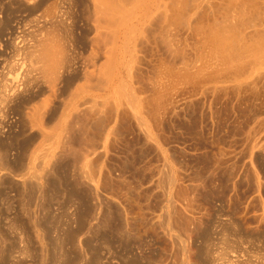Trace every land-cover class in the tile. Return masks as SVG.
<instances>
[{"label":"rangeland","instance_id":"rangeland-1","mask_svg":"<svg viewBox=\"0 0 264 264\" xmlns=\"http://www.w3.org/2000/svg\"><path fill=\"white\" fill-rule=\"evenodd\" d=\"M95 1L0 0V264H264V0Z\"/></svg>","mask_w":264,"mask_h":264},{"label":"bare ground","instance_id":"bare-ground-1","mask_svg":"<svg viewBox=\"0 0 264 264\" xmlns=\"http://www.w3.org/2000/svg\"><path fill=\"white\" fill-rule=\"evenodd\" d=\"M93 1V0H92ZM97 1V0H96ZM95 1V2H96ZM140 4V6L139 7H141L142 8V5L144 4V2L145 1H148V0H135L134 1V3H137V2ZM155 1V0H154ZM154 1H152V2H154ZM100 2V3H99ZM151 1H150V3H152ZM100 4V5H102L101 4V1L100 0H98L95 4ZM103 3V2H102ZM133 3V4H134ZM143 3V4H142ZM148 3V2H147ZM94 3L92 4L93 6H95V7H97L96 5H95ZM142 4V5H141ZM99 5V6H100ZM146 5V4H145ZM144 5V6H145ZM148 5V4H147ZM134 6H136V4H134ZM134 6H132L131 7V9L134 7ZM137 6H138V4H137ZM137 6H136V8L134 9H130L129 11H135V10H137ZM148 6H150V5H148ZM151 7V6H150ZM141 8H140V10H137V12L136 13H138V11H140V13H142L141 12ZM146 7H144V9H145ZM145 10H147V8L145 9ZM143 12H146V11H143ZM148 12V11H147ZM131 13H133V12H131ZM139 13V14H140ZM149 13V12H148ZM130 14V13H129ZM129 14L127 13V16H128V18L129 17H131V16H129ZM139 14H137V15H139ZM151 14H152V12H151ZM130 15H132V14H130ZM35 16V15H34ZM126 16V17H127ZM140 17H143L144 18V16L143 15H139ZM147 16V15H146ZM150 16V15H149ZM37 17V16H36ZM36 17H35V19H36ZM133 17V16H132ZM148 17V16H147ZM127 18V19H128ZM142 18V19H143ZM146 18V17H145ZM54 19V18H53ZM129 19H131V18H129ZM134 19V18H133ZM149 19V18H148ZM35 21V20H34ZM136 21H138V20H136ZM146 21V20H145ZM129 22H131V21H129ZM134 23V22H133ZM139 23V22H138ZM142 24H143V22H141ZM122 24H124V23H122ZM121 24V25H122ZM40 25V24H39ZM126 26V25H125ZM130 26V25H129ZM122 27H123V25H122ZM126 27H128V26H126ZM132 27V26H131ZM134 27V26H133ZM132 27V28H133ZM138 27V26H137ZM142 27V26H141ZM135 28V27H134ZM124 29V28H123ZM51 30V29H50ZM54 30V29H53ZM52 30V31H53ZM126 30V29H125ZM124 30V31H125ZM129 30V29H128ZM135 30V29H134ZM48 31H49V29H48ZM127 31V30H126ZM46 31H44L43 32V29H42V31H40L39 30V33H36L37 35H34V37H32V38H29L30 40L27 42L26 40H24V42H27L26 44H28V46H26V45H24V43H23V45H24V47H28L27 49H29V50H27L26 49V51H29L30 52V54L28 53V55H26V51L24 52V55H26V57L27 56H29L30 55V57L31 58H29V57H27V58H25V56H24V58H25V60H28L27 62L25 61H23L22 62V60H21V62H18V61H16V68H18V70H19V72L18 73H16L18 70L17 69H15L16 70V74H14V71H13V74L14 75H12L13 77H10V79H7V80H5L2 84H1V89L2 90H0V91H3L2 93H3V95L5 96V101H10L11 99L10 98H6V96L7 97H9L10 95H16L17 93H18V91L19 92H22V91H27V90H30V89H27L28 87H29V85L30 84H32V83H34V82H36V81H39L38 79H40V78H42V79H45V77H47L48 76V78L50 79L48 82H52V83H49L51 86L50 87H48L49 88V90L51 91H49L50 92V94L52 93V92H55L54 91V89L56 88L55 86H54V83H55V81L56 80H58L57 79V76L59 77V75H57V73H58V71H57V69H59V68H57V67H60L59 66V62L61 63V61H59V59L61 60V59H63V58H60V56H62L63 57V55L62 54H64V53H62V48H60V46H59V43H56L57 41H56V37H54V31L52 32L53 34L51 35V33L49 34V33H45ZM122 32V31H121ZM128 32V31H127ZM123 33V32H122ZM134 33V32H133ZM33 34H35V32L33 33ZM129 34H130V32H129ZM57 35V34H56ZM123 35V34H122ZM126 35H128V33L126 34ZM132 35V34H131ZM124 37H125V35H124ZM127 37V36H126ZM131 37V36H130ZM133 37H134V35H133ZM55 38V39H54ZM46 40V41H45ZM121 40H123V39H121ZM127 40H129V39H126V41ZM133 40V39H132ZM20 41H22V40H20ZM56 41V42H55ZM126 41H125V45H126ZM19 42V41H18ZM128 42V41H127ZM133 42V41H132ZM129 43H130V41H129ZM123 44H124V41H123ZM21 46V45H20ZM24 47L23 48H20V49H24ZM19 49V50H20ZM63 51H64V49H63ZM34 53H36V54H34ZM62 53V54H61ZM66 53H67V51H66ZM34 54V56H35V58H34V56H32ZM68 56V55H67ZM34 59H33V58ZM29 58V59H28ZM69 61V60H68ZM69 64H70V62H69ZM65 65V64H64ZM67 65V64H66ZM22 70V71H21ZM21 72V73H20ZM10 73V72H9ZM19 73H20V75H19ZM86 77H88V76H86ZM85 77V78H86ZM46 80H48V79H46ZM85 80V79H84ZM87 81H89V79L87 80ZM40 82V81H39ZM42 82V81H41ZM45 82V81H44ZM47 82V81H46ZM47 82V83H48ZM43 83V82H42ZM57 83V82H56ZM55 83V84H56ZM37 84V83H36ZM39 84V83H38ZM38 84L37 85H34V84H32L33 86H38ZM31 85V86H32ZM40 85V84H39ZM30 86V88H32ZM41 86V85H40ZM48 86V85H47ZM27 87V88H26ZM55 87V88H54ZM25 88V90H23ZM47 88V89H48ZM27 89V90H26ZM37 89V88H36ZM35 89V90H36ZM44 88H43V86H42V88L41 87H38V89L36 90V91H38L37 93H35V92H31L30 91V93H32V95L31 96H28V94H29V91H27L26 93H28L27 94V96L28 97H30V99L31 98H34V96H35V94H36V96H37V94L41 91V92H45L44 90H43ZM21 90V91H20ZM43 90V91H42ZM41 92H40V95H41ZM47 92V91H46ZM16 93V94H15ZM25 93V94H26ZM20 94H22V93H19V95ZM2 94L0 93V96H1ZM30 95V94H29ZM39 95V94H38ZM39 95V96H40ZM49 95V94H48ZM53 95H54V93H53ZM17 96H18V94H17ZM1 97H3V96H1ZM12 97V96H11ZM4 98V97H3ZM24 98V97H23ZM36 98V97H35ZM38 98V97H37ZM41 98V97H40ZM7 99H10V100H7ZM1 100V99H0ZM3 100V101H4ZM27 99H25L24 101H26ZM32 100H34V99H32ZM42 100V99H41ZM20 101V100H19ZM21 101L23 102V99H21ZM20 101V102H21ZM29 101H31V100H29ZM21 102V103H22ZM39 102V101H38ZM79 102V101H78ZM1 103V102H0ZM2 103H5V102H2ZM7 103V102H6ZM10 103H12V102H10ZM19 103V102H18ZM35 103V102H34ZM37 103V102H36ZM8 104V103H7ZM16 104H17V102H16ZM16 104H14L15 105V107H18L19 106V104H17V106H16ZM31 104V103H30ZM40 104V103H39ZM2 105H4V104H2ZM6 105V104H5ZM21 106V105H20ZM19 106V107H20ZM67 106V105H66ZM18 107V108H19ZM34 107V106H33ZM77 107H79V106H77ZM76 107V108H77ZM35 108V107H34ZM34 108H32V109H34ZM37 108H39V107H37ZM65 108V107H64ZM36 109V108H35ZM78 109V108H77ZM82 109V108H81ZM25 110V109H24ZM38 110V109H37ZM61 110H63L62 108H61ZM27 111V110H26ZM25 111V113L27 114V112ZM39 111V110H38ZM77 111V110H76ZM62 112V111H61ZM64 112V111H63ZM74 112H75V110H74ZM57 113V112H56ZM77 114V113H76ZM36 115V114H35ZM38 115V114H37ZM57 115V114H56ZM61 115V114H60ZM59 115V116H60ZM69 115V114H68ZM26 116V115H25ZM58 116V117H59ZM62 116V115H61ZM60 116V117H61ZM70 116V115H69ZM34 117V116H33ZM58 117H56L57 118V120H58ZM67 117V116H66ZM32 118V117H31ZM30 118V119H31ZM41 118V117H40ZM28 119V118H27ZM29 119V120H30ZM34 120H35V118H33ZM72 119V118H71ZM54 120V119H53ZM59 120H61V119H59ZM32 121V120H31ZM35 121H37V120H35ZM55 122H56V120H54ZM38 122H41V121H38ZM54 122V123H55ZM66 123V122H65ZM30 124V123H29ZM35 125V124H34ZM42 126H44V125H42ZM54 126V125H53ZM48 127V126H47ZM49 127H51V126H49ZM57 127V126H56ZM48 129V128H47ZM41 130V129H40ZM51 129H49V131H50ZM53 130V129H52ZM22 132V131H21ZM20 132V133H21ZM28 132V131H27ZM44 132V131H43ZM54 133V132H53ZM45 134H47V133H45ZM42 135V134H41ZM14 136V135H13ZM23 136V135H22ZM18 137V136H17ZM20 137V136H19ZM30 137V136H29ZM12 138V137H11ZM37 138H38V136H37ZM16 139V138H15ZM40 139V138H39ZM41 139H43V135H42V138ZM49 139V138H48ZM1 140V139H0ZM38 140V139H37ZM36 140V141H37ZM44 140H45V138H44ZM54 140V139H53ZM52 140V141H53ZM6 141V140H5ZM24 142H26V141H24ZM23 142V143H24ZM43 142V140L41 141V143ZM18 143V142H17ZM20 143V142H19ZM39 143V142H38ZM2 144V143H1ZM0 144V145H1ZM7 144V143H6ZM36 145V144H35ZM34 145V146H35ZM2 146H3V144H2ZM2 146H0V148L2 147ZM22 146V145H21ZM24 147V146H23ZM36 147H37V145H36ZM27 148V147H26ZM30 148V147H29ZM33 148H35V147H33ZM45 148H46V146H45ZM48 148H49V146H48ZM47 148V149H48ZM3 148H1L0 150H2ZM32 149V148H31ZM44 149V148H43ZM47 149H46V151H47ZM26 150V149H25ZM34 150V149H33ZM39 150V152H40V149H38ZM49 150V149H48ZM30 151V150H29ZM45 151V152H46ZM1 152V151H0ZM3 152H5V151H3ZM31 152V151H30ZM42 152V151H41ZM44 153V152H43ZM26 154V153H25ZM40 154V153H39ZM46 155H48V153L46 154ZM7 156V155H6ZM26 156H27V154H26ZM42 156V155H41ZM40 156V157H41ZM43 157V156H42ZM27 158V157H26ZM35 158V157H34ZM39 158V157H38ZM49 158V157H48ZM0 159H1V156H0ZM3 159H5V157H3ZM3 159H1L2 161H0V162H3ZM30 159H32V158H30ZM37 159V158H36ZM7 160V159H6ZM28 160V159H27ZM8 161V160H7ZM26 162V161H25ZM39 162H41V161H39ZM45 162H47V161H45ZM22 163V162H21ZM27 163H29V161L27 162ZM1 164V163H0ZM3 164H5V162H3ZM2 164V165H3ZM8 164H9V161H8ZM12 164V163H11ZM40 164V163H39ZM1 165V166H2ZM7 164H5V167H8V165L6 166ZM10 165V164H9ZM19 165V164H18ZM28 164H26V166H27ZM29 165H30V163H29ZM37 164H35V166H36ZM20 166H22V167H20V169H23V171L25 170L24 169V166L25 165H21L20 164ZM3 167H4V165L0 168V169H3ZM4 167V168H5ZM11 167V166H10ZM82 167V166H81ZM18 168V167H17ZM38 168V167H37ZM10 168H7V170H9ZM11 170V169H10ZM35 170V169H34ZM17 171V170H16ZM19 171H21V170H19ZM18 171V172H19ZM15 172V171H14ZM13 173V172H12ZM24 173L25 172H23V173H21L23 176H24ZM33 173V172H32ZM8 174V173H7ZM6 174V175H7ZM30 174V173H29ZM28 174V175H29ZM27 175V176H28ZM26 178V177H25ZM25 178L23 179V183L24 184H22V188L24 187L25 188V186H23V185H26L28 182L25 180ZM34 178V177H33ZM38 178V177H37ZM4 179V178H3ZM24 180L27 182L26 184H25V182H24ZM27 180H29V178L27 179ZM3 181V180H2ZM9 181V180H8ZM34 181V180H33ZM36 181V180H35ZM34 181V182H35ZM22 182V181H21ZM3 183V182H2ZM6 184L7 183H9L10 184V182H7V180H6V182H5ZM36 183V185H37V181L35 182ZM35 183H34V185L33 186H36L35 185ZM1 184V183H0ZM16 184V183H15ZM33 184V183H32ZM20 185H21V183H20ZM43 185V184H42ZM7 186H10V185H7ZM19 188V190H21L20 189V187H17V189ZM23 188V190H25L26 191V188L24 189ZM1 189V188H0ZM9 189V188H8ZM11 189V188H10ZM3 191V190H2ZM20 192H23L24 193V191H19V193ZM3 193H7V191L6 192H4L3 191ZM23 193H21V194H23ZM20 194V195H21ZM27 194V193H26ZM19 195V196H20ZM0 196H2L1 194H0ZM4 196V198H5V195H3ZM22 196H24V195H22ZM22 196H20V197H22ZM19 197V198H20ZM16 198V197H15ZM18 198V199H19ZM23 198V197H22ZM22 198H21V200H22ZM25 199V198H24ZM20 199H19V201H21ZM23 201V200H22ZM1 202V201H0ZM28 203V202H27ZM21 204H23V203H21ZM20 204V206L22 207V206H24V205H21ZM26 205V204H25ZM37 206V205H36ZM24 210V209H23ZM33 213V212H32ZM22 214H19V217L21 216ZM22 222V221H21ZM20 226H22V225H20ZM64 264V263H63Z\"/></svg>","mask_w":264,"mask_h":264}]
</instances>
